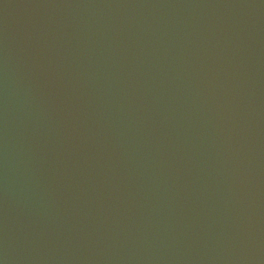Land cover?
<instances>
[{
	"label": "water",
	"instance_id": "water-1",
	"mask_svg": "<svg viewBox=\"0 0 264 264\" xmlns=\"http://www.w3.org/2000/svg\"><path fill=\"white\" fill-rule=\"evenodd\" d=\"M0 264H264V0H0Z\"/></svg>",
	"mask_w": 264,
	"mask_h": 264
}]
</instances>
